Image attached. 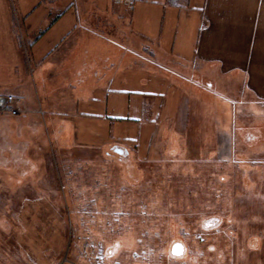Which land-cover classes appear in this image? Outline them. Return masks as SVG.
Returning a JSON list of instances; mask_svg holds the SVG:
<instances>
[{"label": "crops", "instance_id": "1", "mask_svg": "<svg viewBox=\"0 0 264 264\" xmlns=\"http://www.w3.org/2000/svg\"><path fill=\"white\" fill-rule=\"evenodd\" d=\"M223 72L251 91L225 99L232 118L264 117V0H0V93L21 109L0 113V196L27 197L48 151L107 150L185 119L182 89L222 98Z\"/></svg>", "mask_w": 264, "mask_h": 264}, {"label": "rangeland", "instance_id": "2", "mask_svg": "<svg viewBox=\"0 0 264 264\" xmlns=\"http://www.w3.org/2000/svg\"><path fill=\"white\" fill-rule=\"evenodd\" d=\"M227 74L222 98L186 85L187 117L143 141L48 151L27 197L0 196V264H107L97 241L116 239L109 264H264V117L232 118L251 91Z\"/></svg>", "mask_w": 264, "mask_h": 264}, {"label": "built area", "instance_id": "3", "mask_svg": "<svg viewBox=\"0 0 264 264\" xmlns=\"http://www.w3.org/2000/svg\"><path fill=\"white\" fill-rule=\"evenodd\" d=\"M116 4L130 7L135 0H114ZM20 98L12 94H0V113L16 116L21 113Z\"/></svg>", "mask_w": 264, "mask_h": 264}, {"label": "flooded vegetation", "instance_id": "4", "mask_svg": "<svg viewBox=\"0 0 264 264\" xmlns=\"http://www.w3.org/2000/svg\"><path fill=\"white\" fill-rule=\"evenodd\" d=\"M114 149H118V150H120V152H121V154L122 155H124V154H127V151L125 150V149H121V148H119V147H115ZM113 242V241H112ZM97 243H98V245L100 246V245H102V246H105V248H104V251H105V254L103 255L102 253V256L105 258V260L107 261V264H109L110 263V261H112L113 262V259H114V257L117 255V252H116V247L117 246H119L121 243H122V241H120V239H116L113 243H110V242H107L106 244H104V242H99V241H97ZM180 246V250L178 251L179 253H177L176 252V249H178V245ZM111 245V246H110ZM170 251H171V253L173 254V255H180V254H182V252H183V244L181 243V242H179V241H176V242H174L172 245H171V248H170ZM114 252H115V254H114ZM112 253V254H111ZM96 256V255H95Z\"/></svg>", "mask_w": 264, "mask_h": 264}, {"label": "water", "instance_id": "5", "mask_svg": "<svg viewBox=\"0 0 264 264\" xmlns=\"http://www.w3.org/2000/svg\"><path fill=\"white\" fill-rule=\"evenodd\" d=\"M118 152H120V150H118ZM178 245V244H177ZM179 246V245H178ZM181 248L179 247L178 249H176V252L179 253L178 251L180 250Z\"/></svg>", "mask_w": 264, "mask_h": 264}, {"label": "snow or ice", "instance_id": "6", "mask_svg": "<svg viewBox=\"0 0 264 264\" xmlns=\"http://www.w3.org/2000/svg\"><path fill=\"white\" fill-rule=\"evenodd\" d=\"M178 248L180 247V246H177Z\"/></svg>", "mask_w": 264, "mask_h": 264}, {"label": "bare ground", "instance_id": "7", "mask_svg": "<svg viewBox=\"0 0 264 264\" xmlns=\"http://www.w3.org/2000/svg\"><path fill=\"white\" fill-rule=\"evenodd\" d=\"M11 116V115H10Z\"/></svg>", "mask_w": 264, "mask_h": 264}]
</instances>
